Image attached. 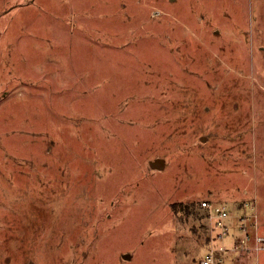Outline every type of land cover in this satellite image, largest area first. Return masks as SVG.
Returning a JSON list of instances; mask_svg holds the SVG:
<instances>
[{
  "label": "rangeland",
  "instance_id": "obj_1",
  "mask_svg": "<svg viewBox=\"0 0 264 264\" xmlns=\"http://www.w3.org/2000/svg\"><path fill=\"white\" fill-rule=\"evenodd\" d=\"M203 201L264 235V0H0V264H198Z\"/></svg>",
  "mask_w": 264,
  "mask_h": 264
},
{
  "label": "built area",
  "instance_id": "obj_2",
  "mask_svg": "<svg viewBox=\"0 0 264 264\" xmlns=\"http://www.w3.org/2000/svg\"><path fill=\"white\" fill-rule=\"evenodd\" d=\"M201 208L208 212L207 218L211 221L212 231H216L217 241H213L215 244L208 248L205 257L200 260L199 264H224V258L229 253L250 251L251 242L254 243L253 249L256 252L264 251V235L259 234L257 227V205L254 204L252 206V210L254 211L252 215H243V217L238 219L239 228L243 236L239 239L238 244L234 243L233 248L230 250L223 247L222 244H218V241H222L229 232L228 219L230 218V214L228 209L225 206L214 205L208 201H203ZM253 229L254 232H252Z\"/></svg>",
  "mask_w": 264,
  "mask_h": 264
},
{
  "label": "trees",
  "instance_id": "obj_3",
  "mask_svg": "<svg viewBox=\"0 0 264 264\" xmlns=\"http://www.w3.org/2000/svg\"><path fill=\"white\" fill-rule=\"evenodd\" d=\"M200 208H201V205H200ZM173 211L175 212V214H178L179 212H183V213H186V214H193V212L190 210L189 204H187V205H184V204H174L173 205ZM200 260L198 261V264L200 263Z\"/></svg>",
  "mask_w": 264,
  "mask_h": 264
},
{
  "label": "water",
  "instance_id": "obj_4",
  "mask_svg": "<svg viewBox=\"0 0 264 264\" xmlns=\"http://www.w3.org/2000/svg\"><path fill=\"white\" fill-rule=\"evenodd\" d=\"M152 168L163 169L165 166V161L163 159H157L151 163ZM32 264V263H31Z\"/></svg>",
  "mask_w": 264,
  "mask_h": 264
},
{
  "label": "crops",
  "instance_id": "obj_5",
  "mask_svg": "<svg viewBox=\"0 0 264 264\" xmlns=\"http://www.w3.org/2000/svg\"><path fill=\"white\" fill-rule=\"evenodd\" d=\"M236 223V222H235ZM236 225L239 227V224L238 223H236Z\"/></svg>",
  "mask_w": 264,
  "mask_h": 264
}]
</instances>
